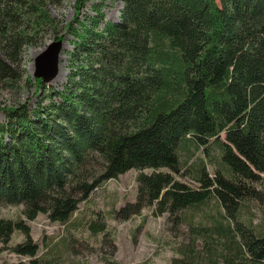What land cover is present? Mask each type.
<instances>
[{"label": "trees", "instance_id": "trees-1", "mask_svg": "<svg viewBox=\"0 0 264 264\" xmlns=\"http://www.w3.org/2000/svg\"><path fill=\"white\" fill-rule=\"evenodd\" d=\"M47 1L0 0L3 84L18 86L25 45L63 39ZM85 1L64 26L63 88L39 75L33 106L0 105V206H22L0 215V253L83 264L75 229L109 243L105 264H124L105 219L147 210L164 216L169 264H264V0H121L117 22L104 0L81 17ZM128 170L134 199L87 216L80 204ZM38 214L62 229L41 254L28 224Z\"/></svg>", "mask_w": 264, "mask_h": 264}, {"label": "rangeland", "instance_id": "rangeland-1", "mask_svg": "<svg viewBox=\"0 0 264 264\" xmlns=\"http://www.w3.org/2000/svg\"><path fill=\"white\" fill-rule=\"evenodd\" d=\"M76 0H48L47 8L52 16L60 20L59 34L63 35L60 40L59 51L56 53L53 64L38 63L41 54L46 50L48 45L54 43L56 39L49 33L41 40H34L32 44L25 45L22 48L20 68L15 71L21 75L18 86H8L0 82V105L11 106L19 105L28 100V104L34 105L36 96H33L36 85L35 77L39 75H48L45 85L53 88L62 89L67 81V75L70 70L69 52L72 45L68 42L72 38L66 32L64 26L72 20L75 14ZM93 1L86 0L81 11L93 15L91 9ZM100 2L101 0H97ZM102 12L104 19L117 22L120 19L122 9L121 0H104ZM0 45H3L0 42ZM52 67V70H49ZM49 73H48V72ZM52 71V73H50ZM4 120L3 113L0 112V122ZM134 170H128L119 175L116 179L108 180L101 188L95 190L91 196L90 203L80 204L87 216L93 212L99 215H106L108 210L118 208L126 200L134 199L135 181ZM21 205H1L0 215L4 217L15 218L20 214ZM105 218V217H104ZM106 223L109 227L116 226L115 242L111 259L120 261L124 264H169L172 251L164 242L168 239V231L164 225V216H153L149 211L142 212V216L133 217L129 221L116 222L106 217ZM109 221V222H108ZM30 226V235L32 239L39 244V254L44 252L42 243L47 237L53 236V240H58L62 236V229L57 223L49 221L45 215L38 214L35 219L28 222ZM61 234V235H60ZM64 234V233H63ZM72 236L77 238L78 242L72 243V256L83 264H105L102 257H108L111 247L109 243H104L99 247L98 240L100 235L94 239L90 238L86 232L80 233L75 229L71 232ZM81 237V238H80ZM23 235L15 233L11 243L20 241ZM27 257H21L14 253L1 252L0 264H14L19 261L26 262Z\"/></svg>", "mask_w": 264, "mask_h": 264}, {"label": "water", "instance_id": "water-1", "mask_svg": "<svg viewBox=\"0 0 264 264\" xmlns=\"http://www.w3.org/2000/svg\"><path fill=\"white\" fill-rule=\"evenodd\" d=\"M60 41L54 42L50 45H48V47L46 48V50L41 54L38 63H44L47 64H53L55 57H56V53L57 51H59V47H60ZM48 62V63H47ZM49 70H52V67H49ZM45 75V74H44ZM46 77H49L48 75H45Z\"/></svg>", "mask_w": 264, "mask_h": 264}, {"label": "bare ground", "instance_id": "bare-ground-1", "mask_svg": "<svg viewBox=\"0 0 264 264\" xmlns=\"http://www.w3.org/2000/svg\"><path fill=\"white\" fill-rule=\"evenodd\" d=\"M54 62H55V60H54ZM48 72V71H47ZM49 73V72H48ZM50 73H52V71L50 72ZM46 79V78H45ZM184 158V157H183ZM186 179V178H185ZM218 205V204H217ZM217 208V207H216ZM203 210V209H202ZM200 211V210H199ZM194 212V211H193ZM205 212V211H204ZM220 212V211H219ZM86 217V216H85ZM52 220V219H51ZM83 220V219H82ZM109 222V221H108ZM66 232V231H65ZM89 232V231H88ZM91 234V233H90ZM81 238V237H80ZM62 241V240H61ZM10 243V242H9ZM55 244V243H54ZM69 245V244H68ZM70 246V245H69ZM47 253V252H46ZM63 254V253H62Z\"/></svg>", "mask_w": 264, "mask_h": 264}]
</instances>
